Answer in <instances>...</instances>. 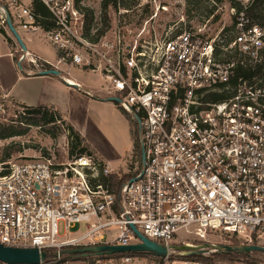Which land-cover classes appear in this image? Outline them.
<instances>
[{"label":"built area","instance_id":"1","mask_svg":"<svg viewBox=\"0 0 264 264\" xmlns=\"http://www.w3.org/2000/svg\"><path fill=\"white\" fill-rule=\"evenodd\" d=\"M37 1L48 18L36 12L34 0H0V29L8 30V14L19 36L36 35L55 51L50 69L63 64L98 75L104 98L115 99L131 125L133 148L122 174L87 153L60 160L39 149L0 160V244L52 253L38 264L64 258L134 264L135 253L59 255L141 243L131 226L167 250L164 257L147 255L153 264H205L185 259L177 247L199 248L210 236L259 246L264 20L244 15L253 0H234L239 11L230 0H209L215 15L222 1L229 5L230 22L214 36L208 33L213 15L196 27L157 31L152 23L169 12L170 0L108 7L105 26L93 14L87 22L84 0ZM142 8H148L143 17ZM21 53L18 62L30 57L39 66Z\"/></svg>","mask_w":264,"mask_h":264},{"label":"crops","instance_id":"2","mask_svg":"<svg viewBox=\"0 0 264 264\" xmlns=\"http://www.w3.org/2000/svg\"><path fill=\"white\" fill-rule=\"evenodd\" d=\"M20 36L27 52L38 63L56 64L55 51L42 47L36 35L21 32ZM0 39L4 44L0 60H7V64L0 66V91L21 106L54 109L94 155L113 171L124 173L133 148L131 127L125 114L96 89V75L61 64L57 66L60 76H41L36 72L24 76L1 34Z\"/></svg>","mask_w":264,"mask_h":264},{"label":"rangeland","instance_id":"3","mask_svg":"<svg viewBox=\"0 0 264 264\" xmlns=\"http://www.w3.org/2000/svg\"><path fill=\"white\" fill-rule=\"evenodd\" d=\"M125 2H133L136 0H124ZM209 0H200L201 4L206 5V2ZM102 2L103 0H85L84 1V9L87 11H91L93 15L100 17L102 19ZM218 9L216 15L218 16V20L214 22L211 19V30L208 31L211 35H215V33L222 26H226L229 24V5L225 1H222L218 4ZM111 13V12H110ZM139 16L143 17L145 14H148V8H142L138 13ZM195 15V10L192 5L187 4V0H170L169 3V12L161 15L156 20L153 21L152 25H154L155 29L159 32L165 31L168 26L176 25L174 30L179 31L180 29H188L190 27H196L204 20L198 21L193 18ZM183 19V20H182ZM7 39L10 40L9 48L12 52L13 58L16 59L15 63H18L21 56V51L11 36L8 30L2 29ZM36 38V37H34ZM39 41V44L52 51L50 46L46 44L43 40L36 38ZM4 46L2 40L0 39V50ZM53 53V51H52ZM30 57L22 60L21 65L29 70L31 67L34 69H38L34 63H31L29 60ZM35 63L37 61L35 60ZM7 64V60L5 58L0 60V66H4ZM31 73L30 71H27ZM102 80L98 75L95 78V87L101 93ZM28 112L21 105L14 103L9 97L5 96L3 92L0 91V126L11 127L14 130H19L24 128L25 131L22 135L14 136L12 138H8L5 140H0V160H4L7 157H16L19 154L30 155L34 151L41 149L45 152H53L58 159L64 160L70 158L69 154V132L67 130V123L63 119L60 114L54 115V122L49 125H29L28 120L31 119ZM53 112H49L51 114ZM131 127V125H130ZM132 134V132H131ZM133 138V135H132ZM137 150L135 146V151ZM67 152V154H66ZM127 166V165H126ZM129 169H131V165H128ZM123 168V167H122ZM127 168V167H126ZM123 171V170H122ZM119 171V173H123ZM127 171V169H126ZM83 230V228L81 229ZM208 244L211 245H235V239L229 237H219V236H210L208 237ZM259 246L264 247V241L261 239L258 240ZM194 243V242H191ZM239 247V246H235ZM207 257V261L205 264H264V254H253L250 258H240V257H232L231 259L223 258L219 253H215L209 251L207 254H204ZM178 259H182V257H178ZM68 258L62 259V264H65ZM70 262V261H69ZM156 263V262H155ZM67 264V263H66ZM70 264V263H68ZM73 264V263H72ZM77 264H84L82 262H78ZM134 264H153V260L149 257L140 255V259Z\"/></svg>","mask_w":264,"mask_h":264},{"label":"trees","instance_id":"4","mask_svg":"<svg viewBox=\"0 0 264 264\" xmlns=\"http://www.w3.org/2000/svg\"><path fill=\"white\" fill-rule=\"evenodd\" d=\"M82 0H77V2H80ZM85 1V0H84ZM214 2H220V0H212ZM231 4L234 5L237 10L239 11L241 8L239 4L234 3V0H230ZM206 2V5L201 4L200 0H187V4L192 5L194 10H195V15H193V18L197 19L198 21L207 19L211 15H213V21L216 22L218 20V16L214 14L215 8L211 6L210 2ZM264 0H253V3L249 8H247L244 12V15L248 17L249 19L255 21V22H262L264 20ZM137 4V0L133 2H125L124 0H103L102 2V23L103 26L106 25L107 22V17H106V11L108 7H112L116 9L118 6L122 8H129L132 6H135ZM34 7L37 13L41 14L43 17H49V12L47 9L37 0H34ZM86 10V9H85ZM91 16L92 12L87 11V17L88 20L87 22L90 23L91 21ZM45 26H48V23H46ZM0 34L4 37L5 41L7 42V45L9 46L10 40L6 38L4 31L0 29ZM10 47V46H9ZM16 61V59H14ZM38 65L41 67V69H50V66L47 65L46 63L39 62ZM21 74L24 76H27V74L30 71L31 74H35L36 69L34 67H31L29 70H26L22 65H21ZM25 110L28 112L31 117V119L28 120L27 124L31 125H36L39 126L40 124L42 125H49L54 122V115L59 114L57 111L51 108H46V107H39V108H31V107H25ZM53 112L49 114V112ZM67 130L69 132L68 139L69 141V154H93L89 146L85 143V141L82 139V137L69 125L67 124ZM25 131L24 128H21L19 130H14L11 127H4L0 126V140H5L8 138H12L14 136H19L22 135L23 132ZM9 158V157H7ZM126 176L123 177L125 179ZM235 241L234 246H241V243L237 240ZM136 255H152L148 253H135ZM223 258L225 259H231L232 257H240V258H250L253 254H264L263 252H252V253H225L221 252L219 253ZM47 255L51 257L52 253L48 252ZM118 256H122L123 254H117ZM153 256V255H152ZM185 259L192 260V261H197V262H206L207 257L206 255H195V256H189L185 257Z\"/></svg>","mask_w":264,"mask_h":264},{"label":"water","instance_id":"5","mask_svg":"<svg viewBox=\"0 0 264 264\" xmlns=\"http://www.w3.org/2000/svg\"><path fill=\"white\" fill-rule=\"evenodd\" d=\"M5 21L7 25V29L11 36L16 41L17 45L19 46L21 52L26 53L27 49L22 41L21 37L13 27L10 17L8 14L5 15ZM17 68L19 71L22 70L21 62L17 63ZM41 76H60V72L55 69H49L40 71L38 73ZM110 102L116 101L115 99L108 98ZM131 229L134 233L139 237L141 243L135 245H128V246H114V245H100V246H92V247H83V248H76V249H65L60 251L59 255H67V256H80V257H89L91 255L94 256H110L114 254H125V253H148L152 254L156 257H164L166 255L167 250L162 247L161 245L151 242L143 237L135 227L131 226ZM177 250L180 252H184L186 257L195 256V255H204L207 254L209 251L215 253H252V252H263L264 247L256 246V245H246V246H229V245H211L205 243L202 247L192 249L190 247L180 246L177 247ZM47 255L45 253H40L36 249H20V248H10L4 247L0 244V262L6 264H38L39 259L41 260L46 259Z\"/></svg>","mask_w":264,"mask_h":264},{"label":"bare ground","instance_id":"6","mask_svg":"<svg viewBox=\"0 0 264 264\" xmlns=\"http://www.w3.org/2000/svg\"><path fill=\"white\" fill-rule=\"evenodd\" d=\"M182 255H185V253H184V252H182Z\"/></svg>","mask_w":264,"mask_h":264}]
</instances>
